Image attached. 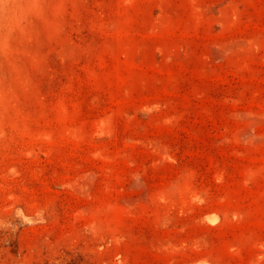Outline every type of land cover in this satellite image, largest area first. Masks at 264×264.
<instances>
[{"label": "rangeland", "instance_id": "rangeland-1", "mask_svg": "<svg viewBox=\"0 0 264 264\" xmlns=\"http://www.w3.org/2000/svg\"><path fill=\"white\" fill-rule=\"evenodd\" d=\"M0 264H264V0H0Z\"/></svg>", "mask_w": 264, "mask_h": 264}, {"label": "bare ground", "instance_id": "bare-ground-1", "mask_svg": "<svg viewBox=\"0 0 264 264\" xmlns=\"http://www.w3.org/2000/svg\"><path fill=\"white\" fill-rule=\"evenodd\" d=\"M215 222V221H214ZM206 262V261H205Z\"/></svg>", "mask_w": 264, "mask_h": 264}]
</instances>
